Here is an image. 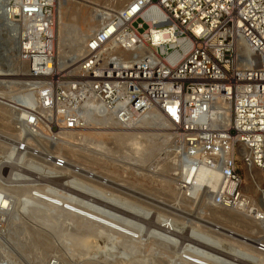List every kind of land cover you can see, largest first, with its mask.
<instances>
[{
    "label": "built area",
    "instance_id": "obj_1",
    "mask_svg": "<svg viewBox=\"0 0 264 264\" xmlns=\"http://www.w3.org/2000/svg\"><path fill=\"white\" fill-rule=\"evenodd\" d=\"M0 6V31L18 64L28 67L0 82L11 84L0 100L17 130L51 141L42 124L55 142L63 120L80 130L105 121L169 125L178 165L192 174L206 169L205 183L220 172L210 194L215 206L236 208L246 195L264 202V187L253 193L245 178L248 169L264 179V0H132L63 70L57 0ZM64 164L58 159L57 166ZM186 177L180 187L192 197L195 184ZM258 220L264 225V213Z\"/></svg>",
    "mask_w": 264,
    "mask_h": 264
},
{
    "label": "rangeland",
    "instance_id": "obj_2",
    "mask_svg": "<svg viewBox=\"0 0 264 264\" xmlns=\"http://www.w3.org/2000/svg\"><path fill=\"white\" fill-rule=\"evenodd\" d=\"M117 1L126 0H73L82 11L70 22L57 11L60 70L74 64L79 39L97 31L101 15L113 14ZM10 47L0 31V82L28 71ZM10 85L0 84V99ZM2 102L0 264H264L255 245L261 234L244 218L215 210L208 195L189 200L179 190L170 139L150 131L131 145L111 136L98 144L89 135L95 128L70 129L63 120L60 141L52 142L55 133L39 125L51 137L43 141L17 130Z\"/></svg>",
    "mask_w": 264,
    "mask_h": 264
},
{
    "label": "bare ground",
    "instance_id": "obj_3",
    "mask_svg": "<svg viewBox=\"0 0 264 264\" xmlns=\"http://www.w3.org/2000/svg\"><path fill=\"white\" fill-rule=\"evenodd\" d=\"M131 1L132 0H126L123 2L117 1V2L112 4V8H113V10H115V13H119V12L123 11L124 8ZM80 8L81 7L78 6V3L73 2V0H57V11H58V15H59L61 21L65 20V18H67V20H69V22H70L72 19L77 18L80 15V12L82 11ZM110 16H112V14L105 13V14L101 15L99 22L101 24H103L104 20ZM89 25H90V29H91L92 28L91 24H89ZM89 37H90V35H88V37H86V38H83V39L80 38L79 39V42H81L80 46H79V54L83 48L84 43L87 41V39ZM27 95L28 94L19 93V96H21L23 98L25 96L28 97ZM29 97H30V99L32 98V96H30V95H29ZM224 112H226L225 114L227 115V121H230V112L229 111H224ZM111 123H113V122L105 121L103 123L97 122L95 124V125H99L100 127H93V129L95 128L96 130L95 131L92 130L93 132L90 131L91 134H89L90 136L93 137L92 141L94 143L98 142V144H99V142H101V143L104 142V144H106V143H108L106 141V137L111 136V139H114V140L115 139L116 140L124 139L120 142L123 144L129 143L128 145H131V143H135L136 141L141 142L138 137L140 135L142 137L146 136V135H148V133H150V131L156 132V133L151 132V135H161L164 138L170 139V140L172 139V137L174 135V133L172 132V128L169 125L163 126L161 124H152V125L147 126L144 122H138L134 125H131L130 128H123V127H120L119 124L116 125L115 123H113L115 125L114 126ZM147 128L150 129L149 132H146V133L142 132L143 130L148 131ZM67 129L68 128H66V130ZM61 131H63V130H61ZM117 132H123V133H117ZM84 133H86V131ZM60 134H63V132ZM98 144H96V145H98ZM142 145H143V143H142ZM149 145H151L150 142H149ZM149 145L146 144V147L149 148ZM226 145H227V143L225 141H222L220 143L221 147L225 148ZM173 157L177 158V154L175 153ZM172 158H169V159L172 160ZM169 165H171V167H172L171 169L173 170V172L174 171L178 172L177 175H178L179 179L176 181V183L179 186V190H181V192L184 194V196L187 197L189 200H199L200 198H205L206 195L211 197L210 194L213 193L214 191H216L219 187L220 180H221L220 172H215L210 177L209 182L205 183V178L209 174V172L206 169L201 168L199 171H196L195 173L192 174L191 172L190 173L187 172V169H184V165H178V164H174L172 162L171 163L169 162ZM245 171H246V177L245 178H246L247 183H249L254 188V192L257 193V191L259 190L258 188H261V187L263 188L262 183L258 180L257 172L250 171L248 169H245ZM186 173H187V177L185 179L186 180L189 179V180H191V182H193V184H195V186L193 187L194 188V195L192 197H189L188 195H186L185 192L180 187V182H182L181 180L184 178V174H186ZM203 185H206V186L204 187ZM203 187H204V189H203ZM208 200L210 202H212L211 198H208ZM210 205H212L215 210H216V208L223 209L221 207L215 206L213 202ZM239 205L236 208L223 209L224 211H222V212L225 214H232L233 213V214H235L236 217L244 218L245 221H247L246 223L251 225L250 229H254L255 230L254 232H256L257 234H261L260 237L257 239V241L264 244V225L261 222H259V220H258L259 216L264 213V202H263V200L262 199L252 200L249 196L246 195L243 198V200L241 201V205L240 206ZM257 241L255 242V245L257 247L256 250H258V252H260V253H264V249L258 248L259 244H257Z\"/></svg>",
    "mask_w": 264,
    "mask_h": 264
}]
</instances>
